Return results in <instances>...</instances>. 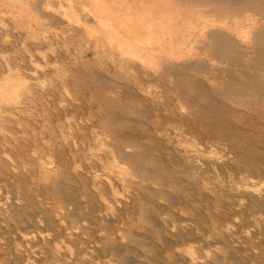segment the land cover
<instances>
[{"label":"rangeland","instance_id":"rangeland-1","mask_svg":"<svg viewBox=\"0 0 264 264\" xmlns=\"http://www.w3.org/2000/svg\"><path fill=\"white\" fill-rule=\"evenodd\" d=\"M7 15L0 14L8 24L0 25V72L5 59L25 86L0 108V264H264L263 119L254 117L262 123L254 128L238 122L245 143H230L204 126L202 99L204 109L181 113L170 90L147 95L110 59L93 57L80 31L39 29L42 42L33 41ZM215 107L231 128L225 106ZM122 164L132 170L120 171Z\"/></svg>","mask_w":264,"mask_h":264},{"label":"bare ground","instance_id":"bare-ground-1","mask_svg":"<svg viewBox=\"0 0 264 264\" xmlns=\"http://www.w3.org/2000/svg\"><path fill=\"white\" fill-rule=\"evenodd\" d=\"M52 9H53V11H51ZM5 13H7L10 16V18H12L15 21V27L16 28H18V29L20 28L21 30L27 29V34L25 36L26 37L27 36L32 37L31 39L34 38L33 41L39 37L40 30L44 31L45 35H46V32H49V33L52 32L55 35H58L59 33L65 34L68 31L73 36H75L74 34L76 32L80 31V33H83V37L85 38L83 41L86 42V47H87L86 50L87 51L91 50L90 52H92L93 57L99 58V57L105 56L108 59H110V62L113 66L118 67L126 75H129V76L132 75L134 77V81L137 83V88L140 89L143 93H145L147 95L162 93L163 91H165L167 89L170 90L171 92H173V94L176 97L177 108L180 110L181 113L189 114L191 109H193L192 111H193V113H195L194 111H196L198 109H201V108L204 109L205 106H203V104L200 102V99H202L204 101L203 103H206L208 105L207 107L209 108L208 109V115L209 116L204 117L205 121L207 120L206 123L203 122V123H205L204 126H206L207 129L209 128L208 130H212L213 132H215V134H217V136H219L220 138L227 139L230 143H236V144L238 143L239 144L240 142L245 141V140L241 141L238 137L240 135L238 133L240 131L239 130L240 128L238 129V126H237L238 122H241V123L246 124V125L249 124V126L251 127V125L254 123H255V125L257 123L260 124V121L254 120L255 119L254 117H256V116L258 117L259 120L263 119L262 121H264V0H0L1 17H3V15ZM2 24L3 23L0 20L1 26H3L5 23L3 25ZM13 24H14V22H13ZM7 25L5 24L4 26H7ZM8 28H10V26H8ZM8 28H5V29L7 30ZM37 29L38 30L40 29V30L34 31ZM32 30L34 32H32ZM0 32H2V31L0 30ZM55 35H53V36H55ZM6 37H7V35H6ZM83 37H82V39H83ZM64 38H66V37H64ZM7 39H8V37H7ZM80 40L81 39L79 38V41ZM3 41L5 42V39ZM39 41H41V39H39ZM8 42L11 43V41H9V40H8ZM64 44L65 43H63V45ZM21 46H22V44H21ZM78 48L81 49L80 47H78ZM51 49H53V48H51ZM45 50H46V52H48L47 49H45ZM53 50H55V49H53ZM87 51H85V52H87ZM47 54L44 55L45 57H44V59H42L43 62L46 61V59H45L46 56L51 54V52L48 55ZM27 55H29V54H27ZM41 55L43 56V54H41ZM83 55H85V54H83ZM30 57H32V55ZM4 58H6V57H4ZM49 58H50V55H49ZM32 59H33V57H32ZM26 60L28 61V58ZM29 60H31V59H29ZM4 62H6L5 65H6L7 69L6 70L4 69L0 72V108L4 107V106L1 107L2 104L3 105H4V103L7 104V101L10 98L14 97V96H11L12 91H17L18 89L22 90L21 87L25 86V83H23L19 80L20 75H19V77L17 76V78L13 77V74L11 73V70H12L11 66L12 65L9 66L8 65L9 63L5 59H4ZM30 62H32L33 66L35 65V63H33V60ZM47 64L45 63L44 65L43 64L42 65L44 67ZM27 65H29V64L27 63ZM16 66H17V64H16ZM37 66L41 67V64L40 63L38 64V62H37ZM51 66L52 67L57 66V68L59 67L58 65H54V63ZM51 66H50V68H51ZM46 68L48 69L49 67H46ZM46 68L44 67V70ZM26 69H27V67H26ZM73 70L74 69L72 67H68V69H66L64 71H66L65 72V73H67L66 75L69 76V74H71V77H73L72 75L75 73V72L73 73ZM20 71H22V70H20ZM57 71H58V69H57ZM33 72H35V71H33ZM33 72H31L32 75H34ZM16 74H18V73H16ZM16 74L14 73V75H16ZM36 74H37V72L35 73V75ZM92 74H94V73H92ZM53 75H55V74H53ZM38 76H37V78H38ZM71 77H70V79H71ZM21 78H23V76H21ZM57 78L58 77L56 76V79ZM75 78H77V77H75ZM44 79H43V81H44ZM61 80H63V79H61ZM66 80H68V79H66ZM32 82H34V81H31V83ZM36 82H37V80H36ZM41 82H40V84H41ZM65 82L67 83V81H65ZM80 82H81V80H80ZM42 84H44V83H42ZM53 84H55V83H53ZM51 86H52V84H51ZM41 87L42 86H40V88ZM97 87H96V89H97ZM127 87H128V85H127ZM183 87L188 88V90L190 92V97H191L190 99L187 96L188 94L185 95L182 92ZM27 90H28V88H27ZM90 90L92 91V89H89V91ZM117 90H118V88H117ZM120 91H121V89H120ZM123 91H124V89H123ZM128 92H129V90H128ZM211 93H213L215 96H213ZM75 94H76V92H75ZM115 94H114V96H116ZM16 95H19V94H16ZM67 95L69 96L70 94L67 93ZM110 95L112 96L113 93ZM120 95H121V93H120ZM128 95L129 94L127 93L126 96H128ZM160 95H162V94H160ZM64 96H66V95H64ZM74 96H77V95H74ZM80 96H81V94H80ZM100 96H103V95H100ZM94 97H95V95H94ZM94 97L92 100L94 101V99H95V101H96V98H94ZM170 97H171V95H170ZM73 98L74 97H72V101H75L77 99L75 97V99L73 100ZM12 99H11V101H12ZM98 99H99V97H98ZM98 99H97V101H98ZM15 100L18 101L17 99H15ZM196 100H198V101H196ZM101 101H100V104H102ZM76 102H79V101L76 100ZM8 103L11 104V102H8ZM89 103H90V101H89ZM220 103L225 106V107H223V110H222L223 115L226 116V118L229 121H231L232 126H233L232 127L230 125L231 124L230 123L229 125L231 126V128H229V126L227 124L226 125L228 127L227 128H226V126L224 127L221 124V121L219 119L220 117L218 115H215L216 113H214V109L216 108L215 104H220ZM68 104H69V102H68ZM60 105H61V103H60ZM105 105H106V103H105ZM100 108H102V107H100ZM226 109H227V111H226ZM0 111H1V109H0ZM217 111H218V109H217ZM107 112H109V111H107ZM107 112H105L104 114H107ZM101 113H103V112H101ZM136 113H137V111H136ZM136 113H134V114H136ZM143 113H145V112H143ZM110 114L113 115L114 113H110ZM110 114L108 116H110ZM0 116H1V114H0ZM169 116H170V114H169ZM174 116H175V114H174ZM193 116L195 117V115H193ZM197 116L199 118V115H197ZM87 117H89V116H87ZM158 117H159V115H158ZM181 117H182V114H181ZM97 118L99 120V117H97ZM8 119H9V117H8ZM81 119L82 118H80V120ZM89 119H91V118H89ZM89 119L87 121H89ZM5 120H6V117H5ZM94 120L95 119H92V122ZM184 120H185V118H184ZM175 121H177V120H175ZM80 122H82V121H80ZM85 122L86 121H84V123ZM90 123H91V121H90ZM110 123H108V124H110ZM184 123L185 122H183V124ZM102 124H104V122H102ZM111 124H113V122ZM111 124L109 126H111ZM200 124H201V122H200ZM188 125H190V124H188ZM104 126H105V124H104ZM262 126H264V125H262ZM253 128H254V126H253ZM103 132H104V130H103ZM177 132L175 131L174 133L178 134L179 132L178 133ZM120 133H121V131H120ZM100 134L101 133H99V135ZM103 134H101V136ZM106 134H108V131L106 132ZM115 134L116 133L114 132V135ZM176 134H174V135H176ZM237 134H239V135L237 136ZM22 135H24V134H22ZM10 136H11V134H10ZM15 136H17V135H15ZM101 136H100V139H101ZM103 136H105V135H103ZM214 136H216V135H214ZM109 137H110V135H109ZM116 137H118V139L120 137L122 138V136L119 137L118 135ZM112 138H114V136H112ZM242 138H244V137H242ZM248 139H250V138H248ZM9 143H10V141H9ZM20 143H23V142L20 141ZM11 145H9V146H11ZM12 146H14V145H12ZM218 146H219V144H218ZM234 147H235V145H234ZM3 148H4V146H3ZM106 148H108V147H106ZM246 148H247V146H246ZM247 149L251 150L250 148H247ZM21 150H23V148ZM204 150H206V149H204ZM257 150H259V149H257ZM15 151H17V150L15 149ZM120 151H122V150H120ZM34 152H36V151H34ZM122 152H121V154H122ZM31 153H33V152H31ZM114 154H116V153H114ZM124 157L126 158V156H124ZM22 159H23V157H22ZM127 161H126V163L130 162L128 159H127ZM12 164H13V162H12ZM122 165L119 167L121 169L120 171H129L131 168L130 167L128 170V168L126 167L127 165H124V164H122ZM128 166H129V164H128ZM130 166H131V163H130ZM24 168H26V167H24ZM74 168L75 169H73V170H76V167H74ZM15 169H17V168H15ZM15 169H13V171ZM117 169H118V167H117ZM131 170H132V168H131ZM129 174H131V173H129ZM95 176H96V180H97V175H95ZM82 177H84V176H82ZM15 178H17V177L15 176ZM101 179L102 178H100V180ZM119 179H122V178H119ZM94 181H95V177H94ZM124 181H125V179H124ZM43 182H44V180H43ZM53 182H54V180H53ZM5 183H7V182H5ZM7 185H9V184H7ZM28 186H30V185H28ZM39 187H40V185H39ZM18 189H17V191H18ZM21 191H23V190H21ZM115 192H113V193H115ZM17 194H20V193H17ZM36 197H38V196H36ZM15 201L17 203H20L17 200H15ZM23 202H21V203H23ZM39 203H41V201ZM62 212H64V211H62ZM67 250H69V249H67ZM70 252H72V251H70Z\"/></svg>","mask_w":264,"mask_h":264}]
</instances>
